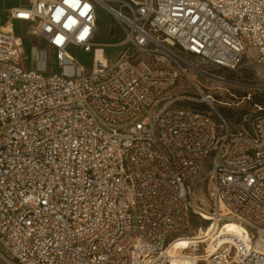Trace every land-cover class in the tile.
<instances>
[{"label":"built area","instance_id":"2783aa9c","mask_svg":"<svg viewBox=\"0 0 264 264\" xmlns=\"http://www.w3.org/2000/svg\"><path fill=\"white\" fill-rule=\"evenodd\" d=\"M103 9L115 19L112 44L99 40ZM19 22L46 46L35 60ZM250 49L264 54V0L0 8V255L10 264H264V106L230 118L224 88L197 79L211 76L199 60L236 69ZM195 217L202 234L212 228L207 240L167 256L193 236Z\"/></svg>","mask_w":264,"mask_h":264},{"label":"rangeland","instance_id":"374dc122","mask_svg":"<svg viewBox=\"0 0 264 264\" xmlns=\"http://www.w3.org/2000/svg\"><path fill=\"white\" fill-rule=\"evenodd\" d=\"M17 0H0V7H9L14 5ZM30 29L28 23L19 22L15 26V31L26 35L27 45L29 51L33 55L35 60V53L42 55L45 53L46 46L44 43L31 33H27ZM99 35L100 41L104 44H112L117 42L118 35L116 34L115 19L107 10L103 9L99 23ZM117 51H113L112 48L107 49V54L112 53L115 55ZM80 58L85 59V54L80 53ZM52 61V60H51ZM33 64L35 62L33 61ZM199 66L211 73V76L198 74L197 79L203 82L207 86L224 88L225 99L233 101L234 108L230 109L235 112L236 115L243 113L248 109H253L256 104H264V54L256 49H250L243 58L242 63L236 69H227L217 67L214 65L205 64L202 61H198ZM211 79V80H208ZM187 86V85H185ZM186 88V87H185ZM181 90L180 86H177L175 91ZM251 96L249 100H241L245 96ZM198 199H203L202 192H197ZM200 220L198 217L193 221V235L200 233ZM205 231V228H203ZM3 264L6 262L3 260Z\"/></svg>","mask_w":264,"mask_h":264},{"label":"bare ground","instance_id":"6f19581e","mask_svg":"<svg viewBox=\"0 0 264 264\" xmlns=\"http://www.w3.org/2000/svg\"><path fill=\"white\" fill-rule=\"evenodd\" d=\"M4 29L5 30H11L12 27L10 24H8V25L4 26ZM97 57L98 58H104L101 51H98ZM206 216L208 218H210L209 214H206ZM232 226L233 225H230V229L240 231L237 227L233 228ZM210 231H212V228ZM210 231L208 230V232L206 234H202V232H200L197 235L181 237L180 239H178L174 243H172V245L168 248L167 256H169V257L181 256L183 254L185 248H187V247L189 248V247L194 246V245L197 246L198 242L206 241L207 238H205V237L208 236ZM227 242L228 241L223 240V241H220V243H218V244L217 243H211L210 245L207 246V255H214L216 253H219V249ZM191 252H193V250H191ZM192 254H194V253H192Z\"/></svg>","mask_w":264,"mask_h":264},{"label":"trees","instance_id":"16d2710c","mask_svg":"<svg viewBox=\"0 0 264 264\" xmlns=\"http://www.w3.org/2000/svg\"><path fill=\"white\" fill-rule=\"evenodd\" d=\"M259 105L264 106V104H259ZM248 110H250V109H248ZM226 114L228 117L234 118V112L233 111H228V113H227V110H226Z\"/></svg>","mask_w":264,"mask_h":264},{"label":"crops","instance_id":"0c3cea01","mask_svg":"<svg viewBox=\"0 0 264 264\" xmlns=\"http://www.w3.org/2000/svg\"><path fill=\"white\" fill-rule=\"evenodd\" d=\"M17 3V2H16ZM15 3V4H16ZM14 4V5H15ZM11 6H13V5H11ZM10 7V6H9ZM0 8H2V7H0ZM4 8V7H3ZM5 8H7V7H5ZM3 260L6 262V264H10V263H8L3 257H2V255H0V264H3L2 262H3Z\"/></svg>","mask_w":264,"mask_h":264}]
</instances>
